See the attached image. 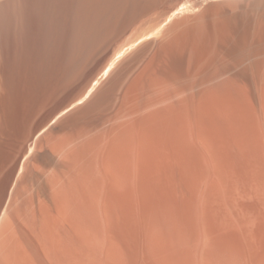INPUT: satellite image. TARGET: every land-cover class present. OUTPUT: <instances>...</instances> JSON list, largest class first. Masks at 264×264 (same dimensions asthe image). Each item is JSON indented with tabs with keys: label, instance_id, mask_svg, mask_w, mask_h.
Masks as SVG:
<instances>
[{
	"label": "bare ground",
	"instance_id": "obj_1",
	"mask_svg": "<svg viewBox=\"0 0 264 264\" xmlns=\"http://www.w3.org/2000/svg\"><path fill=\"white\" fill-rule=\"evenodd\" d=\"M0 264H264V0H0Z\"/></svg>",
	"mask_w": 264,
	"mask_h": 264
}]
</instances>
